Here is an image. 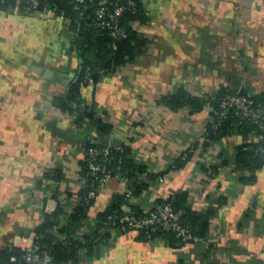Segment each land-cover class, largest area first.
<instances>
[{
    "label": "crops",
    "instance_id": "obj_1",
    "mask_svg": "<svg viewBox=\"0 0 264 264\" xmlns=\"http://www.w3.org/2000/svg\"><path fill=\"white\" fill-rule=\"evenodd\" d=\"M140 1L147 17L133 24V56L80 87L108 132L56 103L83 70L79 19L57 8H0V251L29 244L58 207V225L67 223L82 198L83 151L99 142L125 144L130 165L143 169L131 181L145 186L127 192L122 210L144 216L180 193L192 210L211 213L210 225L200 242L106 233L102 214L127 186V178H112L71 234L89 246L68 264H264V164L236 161L238 146L261 134L235 129L210 141L202 134L218 95L264 94V0ZM179 89L200 105L172 109L162 101Z\"/></svg>",
    "mask_w": 264,
    "mask_h": 264
},
{
    "label": "trees",
    "instance_id": "obj_2",
    "mask_svg": "<svg viewBox=\"0 0 264 264\" xmlns=\"http://www.w3.org/2000/svg\"><path fill=\"white\" fill-rule=\"evenodd\" d=\"M39 11H45L52 8H57V10H64L61 7L57 6L52 0H40ZM65 3H68V0H63ZM115 1V0H114ZM121 4L128 5L129 1L135 3L134 6H129V9L125 11L120 17V23L126 27L128 35L127 37L115 41L117 47L114 48L113 43L114 39L109 33V29L103 30H94L90 27V18L88 14L92 15V9H87L84 14L85 25L82 31H77L76 35V46L79 49L80 56L82 58L83 70L80 75V79L77 83L72 85V88L69 91L67 100L63 98L57 99L56 103L60 106L63 111L77 112L78 117L81 121L89 118L94 124H97L102 132H108L110 130V125L103 121L102 118L96 116L91 107L84 101L81 92V82L85 79V72L88 67L93 71V78L97 82L102 74H106L109 71H114L118 66L122 65L125 61L130 59L133 56L132 52V39L135 36L134 23L136 21H144L146 19V13L143 9L140 0H116ZM24 0H0L1 9H19L26 11ZM65 11V10H64ZM29 12L31 14H34ZM77 28V23H72V29ZM235 93V92H232ZM227 93L225 95H218L211 102L215 105L216 112L219 108V102L227 95L232 94ZM263 95V96H262ZM258 98L254 95L250 96L254 98L257 102L264 103V94ZM163 102L168 104L172 109L179 108L183 105H190L196 107L200 105V98L193 96L184 89H179L174 95L170 97H164ZM74 102H77L78 105H74ZM84 102L82 105L81 103ZM80 103V104H79ZM217 117V113H215ZM210 125V123H209ZM235 129L242 130L247 132L250 130H255L257 133L261 134V139L258 142H245L238 146L236 153V161L241 166H262L264 164V154L257 150L258 146L264 144V134L258 129V127L250 122L242 121L237 117H232L230 119L224 120L217 129L208 128V134H205L206 139L215 140L225 134L233 132ZM208 143V141L206 142ZM109 144L99 143V142H88L86 147L91 146H105ZM112 149V160L109 163V166L113 169L117 168V165L122 168L124 177L127 178V186L124 193H122L112 205L107 209V211L102 214L101 223L104 227V223L108 221L109 216L114 214V212H122L123 210L119 207L122 203L127 201V192L134 191L136 193L142 187L145 186L144 181H134L132 182V177L134 175L138 177L139 173H142L143 169L139 167L134 169L130 165V159L128 157V148L125 144L122 145H109ZM120 146L121 148H117ZM226 163V160H223ZM183 160L182 156L178 157L175 160V166L182 165ZM216 165L212 164L207 169H215ZM174 166V165H173ZM83 171L86 169V163L83 159ZM137 179V178H136ZM88 189L82 188L81 201L73 212L69 215L67 223L62 227L58 225L57 220L62 215V209L60 207L52 213H47L43 224L36 229V241L40 249L47 247L52 253L53 260L51 264H68L69 262L75 261L79 250L84 245L89 246L86 242H83L80 238L70 237L71 234H74V231L82 225L84 218L88 214V209L91 206L93 199L89 203L85 201V196L87 195ZM171 203L175 209L182 210V221L189 226L191 232L197 236L204 238L207 228L210 225L209 218L211 213H197L188 207L185 203L184 194H175L170 196L167 200H158L156 204H165ZM136 215L137 211H133ZM111 226V225H110ZM110 230H105L106 233H109ZM147 237L148 236H160L167 237L173 241H180L182 243L186 242L180 237H177L175 233L168 229L159 228L155 231L143 229L141 230ZM63 232L65 237H60L58 234ZM23 253L24 251L20 248H9L5 247L0 251V263L1 264H21L23 262Z\"/></svg>",
    "mask_w": 264,
    "mask_h": 264
},
{
    "label": "built area",
    "instance_id": "obj_3",
    "mask_svg": "<svg viewBox=\"0 0 264 264\" xmlns=\"http://www.w3.org/2000/svg\"><path fill=\"white\" fill-rule=\"evenodd\" d=\"M27 13L34 11L39 12L40 0H24ZM69 5L82 14L87 9H92L93 14L89 15L90 27L94 30L109 29V33L114 39L113 46L117 47L115 41L127 37L128 32L125 26L120 23V17L129 6H134L133 1H129L128 5L121 4L114 0H68ZM85 25V23H84ZM93 71L90 67L86 69L85 79L82 84H95L92 76ZM217 117L214 116L202 129V134H208V128L217 129L224 120L232 117H237L240 122L247 121L258 127L264 134V103L257 102L247 92L239 90L235 93L225 96L219 102ZM210 123V125H209ZM117 148H121L118 146ZM264 154V144L257 148ZM111 146H91L86 147L83 151V159L86 163V169L82 175V187L88 189L85 201L90 202L95 198L100 187L107 183L112 178L123 179L124 174L122 168L117 165L116 169L109 166L112 160ZM146 175L143 174L142 177ZM166 174L160 177V180H165ZM183 211L175 209L171 203L156 204L147 215H136L132 210H124L122 212H114L109 216L108 221L104 223V230L114 229H148L155 231L159 228L168 229L175 233L186 242H200L202 237L193 234L188 225L182 221ZM111 225V226H110ZM36 233L33 235V240L22 246L23 262L21 264H51L53 260L52 253L49 248L40 249L36 241Z\"/></svg>",
    "mask_w": 264,
    "mask_h": 264
},
{
    "label": "water",
    "instance_id": "obj_4",
    "mask_svg": "<svg viewBox=\"0 0 264 264\" xmlns=\"http://www.w3.org/2000/svg\"><path fill=\"white\" fill-rule=\"evenodd\" d=\"M57 6L64 9L69 15L74 16L79 19L80 22V29L79 31H82L84 28V19L82 17V14L78 11H75L71 5L65 3L63 0H52Z\"/></svg>",
    "mask_w": 264,
    "mask_h": 264
}]
</instances>
